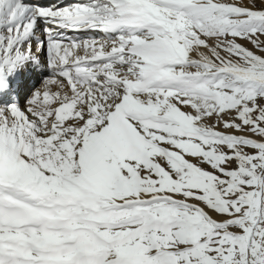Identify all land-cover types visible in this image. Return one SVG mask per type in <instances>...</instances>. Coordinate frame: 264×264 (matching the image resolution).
Listing matches in <instances>:
<instances>
[{
	"label": "snow or ice",
	"instance_id": "obj_1",
	"mask_svg": "<svg viewBox=\"0 0 264 264\" xmlns=\"http://www.w3.org/2000/svg\"><path fill=\"white\" fill-rule=\"evenodd\" d=\"M0 264H264V0H0Z\"/></svg>",
	"mask_w": 264,
	"mask_h": 264
},
{
	"label": "bare ground",
	"instance_id": "obj_2",
	"mask_svg": "<svg viewBox=\"0 0 264 264\" xmlns=\"http://www.w3.org/2000/svg\"><path fill=\"white\" fill-rule=\"evenodd\" d=\"M66 35H67V36H80V35H93V33L82 34V33H72V32H69V33H66ZM40 59H41V60L45 59V55H44V54H41ZM37 73H38V74H37ZM44 73H47V74H45L46 77L50 75L48 72H40L39 70H38L37 72L31 73V74H29V75H27V76H25L24 74H22L21 79H22L23 83H22V85H21V88H22L23 96H24V94H25L26 91H27V87H26V86H25V88L23 89V87H24V85H25V82H27V84L31 86V85L33 84L34 78L37 80V79H39V77H40L42 74H44ZM46 77H45V78H46ZM42 81H43V79H42V80H39V82L33 86L32 90H31L30 93H29V95H28L24 100L21 99L22 102L20 101V99H19L18 101L13 99L11 103L15 102V103H18V104H21V105H23L24 103H26V101L29 99V97L31 96V94H32L35 90H40V91L43 90L44 85H43ZM30 86H29V87H30ZM49 87H50L51 91H53V92L59 90V89L57 88L56 85H51V86H49ZM21 88H20L19 91H21ZM19 91H18V93H19ZM18 93H15L13 96L18 95ZM21 98H22V97H21ZM10 100H11V99H10Z\"/></svg>",
	"mask_w": 264,
	"mask_h": 264
},
{
	"label": "rangeland",
	"instance_id": "obj_3",
	"mask_svg": "<svg viewBox=\"0 0 264 264\" xmlns=\"http://www.w3.org/2000/svg\"><path fill=\"white\" fill-rule=\"evenodd\" d=\"M245 2H247V0H245ZM249 47H252L251 45H248ZM38 74V73H37ZM35 81H36V79L34 78V81H33V83H35ZM25 86L27 87V90L29 89V86L30 85H28L27 84V82H25V85H24V87H23V89L25 88ZM30 90L31 89H29L28 90V92H30ZM25 95V94H24ZM15 96H17V101L20 99V101H21V99L22 100H24L25 99V97L23 96V93H22V88H21V91H19V93H18V95H15ZM28 96V95H27ZM22 97V98H21ZM12 102V99L10 100V101H8V103H11ZM22 102V101H21Z\"/></svg>",
	"mask_w": 264,
	"mask_h": 264
}]
</instances>
